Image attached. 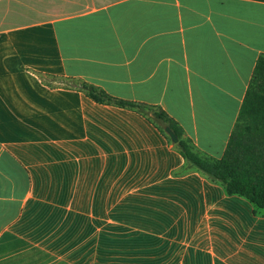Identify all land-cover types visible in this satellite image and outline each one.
Returning <instances> with one entry per match:
<instances>
[{"label":"crops","instance_id":"0c3cea01","mask_svg":"<svg viewBox=\"0 0 264 264\" xmlns=\"http://www.w3.org/2000/svg\"><path fill=\"white\" fill-rule=\"evenodd\" d=\"M261 56L264 0H0V264H264V209L72 85L219 160Z\"/></svg>","mask_w":264,"mask_h":264},{"label":"trees","instance_id":"16d2710c","mask_svg":"<svg viewBox=\"0 0 264 264\" xmlns=\"http://www.w3.org/2000/svg\"><path fill=\"white\" fill-rule=\"evenodd\" d=\"M40 77L45 81L49 79ZM72 85L96 102L143 113L164 133L166 127H170L179 138L175 146L191 168L220 183L227 194L242 196L256 209H264V56L257 61L236 126L219 160L202 157L184 138L179 125L160 108L115 98L86 83L74 82Z\"/></svg>","mask_w":264,"mask_h":264},{"label":"water","instance_id":"95a60500","mask_svg":"<svg viewBox=\"0 0 264 264\" xmlns=\"http://www.w3.org/2000/svg\"><path fill=\"white\" fill-rule=\"evenodd\" d=\"M165 131L169 135L173 143L177 144L179 142V138L170 127H166Z\"/></svg>","mask_w":264,"mask_h":264}]
</instances>
